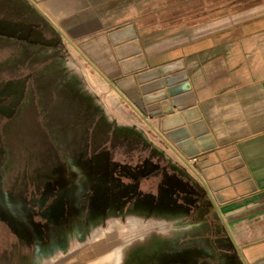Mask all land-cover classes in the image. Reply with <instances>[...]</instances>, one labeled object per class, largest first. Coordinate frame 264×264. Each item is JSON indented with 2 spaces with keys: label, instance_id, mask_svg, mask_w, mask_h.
Masks as SVG:
<instances>
[{
  "label": "crops",
  "instance_id": "0c3cea01",
  "mask_svg": "<svg viewBox=\"0 0 264 264\" xmlns=\"http://www.w3.org/2000/svg\"><path fill=\"white\" fill-rule=\"evenodd\" d=\"M140 1L116 13L110 10L116 0H0V84L26 82L24 101L42 120L83 119L81 104L51 97L62 84L59 72L69 68L106 114L125 112L121 103L129 113L132 107L121 96L114 99L96 66L176 149L164 146L152 128L161 147L99 136L91 147L92 200L105 185L106 211L91 206L96 216L112 211L171 224L135 245L151 246L150 253L135 255L140 263L164 264L169 257L174 264L185 258L189 264H264V63L263 57L258 66L243 59L256 54L254 42L264 36V0H177L154 7L170 12L141 11L146 2ZM66 43L81 55L76 61L64 58ZM52 103L62 110L52 113ZM72 188L63 192L58 213L49 197L37 214L51 225L49 246L58 247L60 236L68 243L75 237L71 222L82 195ZM15 210L0 211V248L45 246L37 245L39 236L21 239ZM5 256L0 252V264Z\"/></svg>",
  "mask_w": 264,
  "mask_h": 264
},
{
  "label": "rangeland",
  "instance_id": "374dc122",
  "mask_svg": "<svg viewBox=\"0 0 264 264\" xmlns=\"http://www.w3.org/2000/svg\"><path fill=\"white\" fill-rule=\"evenodd\" d=\"M116 1L115 7L109 9L117 13L127 8L129 2L140 0H126L124 3L122 0ZM144 1L146 6L143 4L141 11L159 9L161 12H170L172 11L170 8L154 7L177 3V0H141L140 2ZM97 10L99 13L104 11L101 6ZM131 10L139 11V8H131ZM254 44H256V50L252 51L250 46L247 50L256 52V54L243 59L244 63L249 65L254 63L258 66L260 65L259 57H263L262 63H264V36L259 37ZM66 47L68 49L64 57L66 61L80 58L81 55L77 54L73 48L69 49L67 43ZM59 73L62 84L52 90L51 97L60 96L69 101H76L78 107L81 104L84 112L83 119L56 117L49 121L42 120L34 109L28 108V102L24 101L28 95L27 88L24 86L26 82L18 85L14 80L0 84V211L12 213L16 208L17 228L21 239L28 242L29 238L39 236L36 239L37 245L42 242L45 244V246L34 249L22 245L17 248L3 246L0 252L6 256L1 264H37L28 263V260L36 262L40 256L45 255L47 257L45 256L39 264H142L139 262L141 258H135V255L142 256L150 253L151 246L145 243L135 245L155 235L156 230L165 233L171 228V224L159 219H144L137 216H130L127 219V215H115L112 211L106 215L96 216L95 209L91 206L97 204L99 213L106 211L105 185L103 184L98 191L99 200H92L91 147L95 145L96 136L106 139L110 137L114 140L124 137L130 144L154 143L159 145L154 140L156 134L132 108H129L128 113L127 108L120 105V109H125V112L118 115L109 111V115L106 114L103 106L97 103L96 96L80 84L82 81L79 73L70 71L69 68ZM42 93V89L39 88L38 95ZM73 105H67V109ZM60 107L62 105L52 103V113L62 110ZM140 127H146L148 131ZM160 142L167 146L165 141ZM35 157L38 160L37 163L33 162ZM33 164L37 166L33 167ZM59 175L61 178L57 179ZM33 184H36V189L32 186ZM75 185L81 188L82 195V199L77 200L79 214L75 216L76 223L71 222L72 229H77L71 232V236L75 235V237L68 243L60 236L58 247L56 244L49 246L47 244L51 242L48 241V237H53L55 240V236L50 232L51 225L45 221L46 216L38 217L37 214L44 209V204L49 197L54 198L51 211L58 213L63 192L70 188L73 190L72 187ZM77 190L76 192L79 193ZM74 195L73 192L69 196ZM58 219L56 216L50 220ZM117 249L123 260L110 263L109 255ZM50 253L53 255L49 256ZM167 259L169 257L163 259L164 264H174L166 261ZM188 259L185 258L184 261L178 259L177 264H189Z\"/></svg>",
  "mask_w": 264,
  "mask_h": 264
},
{
  "label": "water",
  "instance_id": "95a60500",
  "mask_svg": "<svg viewBox=\"0 0 264 264\" xmlns=\"http://www.w3.org/2000/svg\"><path fill=\"white\" fill-rule=\"evenodd\" d=\"M36 4V3H35ZM37 5V4H36ZM54 23V22H53ZM55 24V23H54ZM55 26L57 27V29L60 31V33L66 37L71 43L72 45H74V47L80 52V54H82L84 57H86V59L88 61L91 62L90 58L84 53V51H82V49L80 47H78L74 40L72 38H70L62 29H60L56 24ZM100 71V73L106 78V80L110 83V85H112L113 87H115L119 93L121 94V96L124 98V100H126V102L137 112L139 113L142 117L145 118V120L151 125V127L156 131V133L160 134L162 136V139L167 143V145L171 146L172 148H174L169 141L161 134V132L152 124L149 122V120L143 115V113L124 95V93H122V91L114 84L113 81H111L100 69H98ZM188 83V82H187ZM188 85V84H187ZM190 85L187 86V88H189ZM176 151V149H174ZM177 152V151H176ZM178 153V152H177ZM181 156V155H180ZM183 158V157H182ZM184 159V158H183ZM187 163L188 161L186 159H184Z\"/></svg>",
  "mask_w": 264,
  "mask_h": 264
},
{
  "label": "bare ground",
  "instance_id": "6f19581e",
  "mask_svg": "<svg viewBox=\"0 0 264 264\" xmlns=\"http://www.w3.org/2000/svg\"><path fill=\"white\" fill-rule=\"evenodd\" d=\"M95 66V65H94ZM95 68L98 70V68L95 66ZM98 72L100 73V71L98 70ZM101 74V73H100ZM102 75V74H101ZM103 76V75H102ZM185 76V73H181V74H179V75H177L176 77H171L170 79L171 80H173V79H176V78H180V77H184ZM104 77V76H103ZM101 78V77H100ZM105 78V77H104ZM106 79V78H105ZM110 84V83H109ZM112 86V85H111ZM113 87V86H112ZM114 89H112V93H113V97H114V99L116 100V101H118L119 100V97L121 96V94L119 93V91L115 88V87H113ZM122 97V96H121ZM123 98V97H122ZM124 99V98H123ZM126 101V100H125ZM120 105H122L123 107H126L124 104H120ZM121 107V106H120ZM125 110V109H124ZM126 112H127V110H126ZM139 114V113H138ZM140 115V114H139ZM141 116V115H140ZM142 117V116H141ZM143 119H144V121L151 127V125L145 120V118L144 117H142ZM150 122V121H149ZM152 128V127H151ZM153 129V128H152ZM154 130V129H153ZM155 131V130H154ZM156 132V131H155ZM158 134V133H157ZM161 138H162V136L160 135V134H158ZM171 147V146H170ZM172 148V147H171ZM172 149H174V148H172ZM121 250V249H120ZM123 255V254H122ZM120 259H122L121 258V255H120V253H119V250L117 249L116 251H113V252H111V254L109 255V262L110 263H113V262H117V261H119ZM123 260V259H122ZM118 263V262H117ZM118 264H120V263H118Z\"/></svg>",
  "mask_w": 264,
  "mask_h": 264
}]
</instances>
